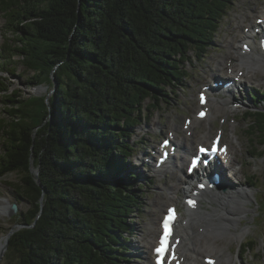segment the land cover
<instances>
[{
	"label": "trees",
	"instance_id": "1",
	"mask_svg": "<svg viewBox=\"0 0 264 264\" xmlns=\"http://www.w3.org/2000/svg\"><path fill=\"white\" fill-rule=\"evenodd\" d=\"M234 1L0 0V68L8 73L0 76V177L21 172L20 192L31 203L17 215L26 226L11 236L9 258L129 261V218L141 204L126 159L139 144L134 128L147 100L156 108L187 77L190 49L207 53ZM20 64L32 72L28 87L49 84L54 92L12 89ZM245 116L262 145L250 144L251 151L264 157V109Z\"/></svg>",
	"mask_w": 264,
	"mask_h": 264
},
{
	"label": "rangeland",
	"instance_id": "2",
	"mask_svg": "<svg viewBox=\"0 0 264 264\" xmlns=\"http://www.w3.org/2000/svg\"><path fill=\"white\" fill-rule=\"evenodd\" d=\"M263 7L264 0H235L226 17L222 20L217 33L215 34L214 42L209 47L207 53L204 56H198L194 48L190 49L188 53L190 57L184 64L185 69L188 71L187 77L182 79L181 83L178 84L176 88H169L172 90V92L168 91L170 96L157 106V108H152L151 101L147 100L145 102L144 112L148 115V120L144 118L143 122L134 128L133 140L142 141L141 146L136 151L137 155L142 154L143 151H149L152 148H156L161 142V139L168 135V131L172 129L173 123L183 127L186 116H195L198 102V91L203 85L211 84L212 80H218L213 76L221 77L225 74L227 75L225 67L226 65H230L228 60H231V54L228 53L229 50L233 51L231 48H233L232 45H234L236 48L234 53L236 55V52H242L243 42H245V39L243 38H236L235 34L239 33L240 35H243L246 34V32L250 33V31H245L244 29L251 27L253 23L257 22V17L261 15L260 10ZM4 21V18L0 17V32L4 25ZM229 41L232 42L230 48ZM3 42L4 39L0 34V46ZM246 58L247 57H245L244 61ZM18 59H22V57L18 56ZM232 60H234V58H232ZM238 63V61H235L236 66ZM238 67L240 66L238 65ZM238 67L235 68L238 69ZM262 70L264 72V66L261 67L260 71ZM253 72L257 74L255 76L256 78H251L250 76L248 80L244 82L240 90L235 89L233 96H231L225 103L223 110H218L217 107H214L216 116L213 122L212 132V135L215 134L217 127L220 126L225 133L224 139L229 143L230 148L232 149L233 146V148L237 149L238 161L234 167L237 166L239 170H243V174L239 175L238 178L235 177L234 180H242V183H240L241 185H239L238 188L242 190L245 189L252 194L251 204L244 202L241 204V206H248L252 211L239 225V232H243V235H240L237 238L236 233H231L233 235H230L231 237L229 239H222L216 244V250L206 251L202 249L198 257L201 262H205L204 254L207 253L210 256L219 255L220 261L221 259L229 257L231 258V261H233L232 264H264V157L259 155L258 152L254 153L251 151L250 144H256L259 147L258 151L262 149V145L257 144L260 136L255 139L254 136L249 133L251 120L249 117L247 118L243 115L244 112L249 109L254 110L255 103H257L260 108L264 109V101H262L264 99V97H262V92H264V75L257 73V69H254L252 74H254ZM31 74L32 72L25 71L23 65L20 64L17 68L16 76L9 77L12 89L23 88L26 96L30 93L40 95L47 92L52 94L54 92V89L50 87L49 84L28 87L26 82ZM4 75L8 76V73L6 72ZM252 93L255 95L257 94L256 102L251 100ZM221 97L222 96L218 98ZM223 98L227 99V97ZM235 100L242 102L244 105H234ZM3 110L4 105L0 99V114L4 113ZM157 120L159 124L154 128L152 124ZM223 122L224 127H222ZM206 126L207 122L203 120L198 127V133H196V135L199 134L200 130H205ZM182 132L183 131L180 128V133ZM254 139L255 143H253ZM187 144L188 146H191V141H187ZM1 151H3L2 136H0V152ZM131 160L138 165L141 163L137 157H133ZM154 162L155 163L150 167L145 166L139 167L138 169L140 179L137 180L134 190L139 191L141 204L140 209L136 213L130 215L129 219L134 226V231L132 234L129 232L126 234L128 235L129 240L127 241V248L124 252L129 255L128 258L130 261H120L117 262V264H147V261L151 262L152 260V258H150L151 260H146L147 257L145 255L146 252H150L154 242L153 244H150L145 237L148 235L150 228L156 226V233L152 236V240H155L159 231V220L166 205L171 201H164L160 209L154 202L158 198L157 195L159 192L164 193L167 182H176L175 178L172 177L171 165L169 166L170 171L161 175L158 170L154 171L153 167L154 164H156V159ZM178 163L181 165L180 162ZM176 172L180 178L185 177L181 167H176ZM143 183H145V185L139 190L138 187ZM23 186L24 180L21 172H12L4 177H0V207L2 201L10 202V207L13 203L18 206V211L16 213L13 211L9 212L10 209L7 213H4L1 212L0 208V253L2 251L1 246H4V251L0 255V264H18V257H15V259L9 258L11 253L9 239L11 236H8L11 229L17 225V215L28 211L31 207L29 200L21 195L22 191L20 192V187ZM159 186L161 188H159ZM207 199H209V196ZM182 201L183 199L180 193L179 199L176 200V203L182 207ZM205 204L210 210L212 209V205H208L207 201ZM186 213L187 211L182 208L183 219L186 217ZM198 227L197 224L195 230L202 231V228ZM20 228L22 227L18 226L17 230ZM6 236L7 242L5 241ZM250 240L256 242L254 249L244 252L243 245L245 246ZM218 249L224 250V258L220 257Z\"/></svg>",
	"mask_w": 264,
	"mask_h": 264
},
{
	"label": "bare ground",
	"instance_id": "3",
	"mask_svg": "<svg viewBox=\"0 0 264 264\" xmlns=\"http://www.w3.org/2000/svg\"><path fill=\"white\" fill-rule=\"evenodd\" d=\"M261 13L262 15L259 17L264 18V8L262 9ZM235 37L246 39L247 41H245V43L246 42L250 43L252 46L251 51L246 52L245 54L241 52L236 56L234 53L235 50L234 51L229 50L228 52L231 54V58L232 57L236 58V60L239 61L238 65L241 67L240 69H236L235 68L236 65L235 64L233 65L234 72H237L234 78L236 76H241L240 81L236 82V85L238 86L239 83H242L244 81V78L246 76H251V78H253L257 75L254 72L253 73L255 75L252 74V71L254 69H257V73H261L264 75L263 70L260 71L261 67L264 66V58L260 50V46L256 44V41L254 39L255 37H252L249 34L240 35L239 33L235 34ZM229 44H232V42L230 41ZM232 46L234 47V45ZM245 57L247 58L244 61ZM214 71L216 72L215 69ZM240 72H243V75H240ZM211 82H213V80ZM216 88L219 89V87H216ZM225 89H228L225 92L226 95H220V94L219 96L216 95L212 98L211 104H210V101L207 104L211 106V113L208 116L207 126L205 127V130H204L206 132H203V133H206V135H204L205 138H202V136H199L196 134L193 135L192 137L185 135L186 140H192L194 137H196V140L193 141L192 146L195 145L194 142H198L202 139L204 140V142L211 141L212 136H213L212 135L213 122L216 116L214 107H217L218 110H223L225 103L229 100L231 96H233V93L231 92L229 88H225ZM212 90L214 91V89ZM220 96L222 97L218 98ZM224 96H226L227 99H224L223 98ZM234 102H238V100L237 101L235 100ZM197 106L201 107L200 104L198 103H197ZM201 122L202 120L196 117V119L192 122L189 130H193L194 133H198L197 127L201 124ZM173 128H174L173 130H175L176 132L180 130L181 127L179 125H174ZM183 131L185 132V130ZM178 144H179V154L177 155L176 159L184 160L187 156L186 155L187 153L185 151H187L188 154L189 153L191 154L192 152H194V150L188 147V145L186 146V143L184 144L183 147L180 144V142H178ZM232 153L233 152L231 151V155L229 156V161L226 163L222 162L221 166L218 167L219 168L218 172L220 173L222 177L221 184H223L226 187V190L222 189V187L218 188L217 190H211L208 195L209 199H207L206 197L208 193L207 194L201 193L199 195L200 202H199V207L197 208V210H192L188 212L185 218L187 222L186 223L182 222L179 225L177 233L179 236L182 237V242L179 248V252L181 256L185 257L183 264H205L204 262H201L198 259L199 254L202 251V249L206 251H214L217 248L216 244L222 239H225V238L229 239L231 237L230 235H233L231 233H236L237 238L240 235H243V232L242 233L239 232V225L241 224V222H243L245 218L248 217L249 213L252 210L248 206L246 207L241 206V204L243 202L251 204L252 194L245 189L242 190L238 188V186L241 185L240 183H242V180L240 181L234 180L235 177L238 178L239 175L243 174V170H235L236 167L232 166V162L234 160V156ZM235 160L238 161L237 152H236ZM176 166H180V165H178L176 162L173 161L171 171H172V177L175 178L176 182L174 183L167 182V186L164 189V193L159 192L157 195L158 198L154 202L156 205H158L159 209L162 207L164 201H171L172 203H174L176 201L177 194L181 192H185L187 189L186 187L182 186L184 179L180 178V176L176 174V170L174 169ZM168 170L169 169L160 170V174L165 173ZM198 175L203 180L204 177H208L211 175V171H204L203 173L198 172ZM159 188L161 187L159 186ZM206 201L208 202V205H212L211 210L206 206V204H204V202ZM0 208H1V212L7 213L8 210L11 208L10 202L2 201V205ZM197 224L199 227H205L206 231L199 233L197 230H195V227ZM155 227L154 226L151 227L148 235L145 237V239L150 244H153L152 236L156 233V230H157ZM17 229H18V226L16 225L11 229L10 233L13 234ZM5 239H6L5 241L7 242V236ZM3 247L1 246V250H2L1 253H3L4 251ZM218 253L220 254V257H222L224 250L220 249ZM145 256L147 257L146 260H151L150 258H152V255L150 254V252H146ZM206 257L208 256L205 255L204 258ZM232 263L233 261H231V258L229 257L225 259H221V261L218 262V264H232Z\"/></svg>",
	"mask_w": 264,
	"mask_h": 264
},
{
	"label": "water",
	"instance_id": "4",
	"mask_svg": "<svg viewBox=\"0 0 264 264\" xmlns=\"http://www.w3.org/2000/svg\"><path fill=\"white\" fill-rule=\"evenodd\" d=\"M55 83H56V81H55ZM35 172V174L37 175V176H39V171H34ZM17 209H18V206H17V204H15L14 205V212L15 211H17ZM17 226H21V227H24V226H26L25 224H17ZM12 234L11 233H9V236L8 237H10Z\"/></svg>",
	"mask_w": 264,
	"mask_h": 264
},
{
	"label": "snow or ice",
	"instance_id": "5",
	"mask_svg": "<svg viewBox=\"0 0 264 264\" xmlns=\"http://www.w3.org/2000/svg\"><path fill=\"white\" fill-rule=\"evenodd\" d=\"M191 203V202H190ZM159 251V250H158ZM210 264H211V262H210Z\"/></svg>",
	"mask_w": 264,
	"mask_h": 264
}]
</instances>
